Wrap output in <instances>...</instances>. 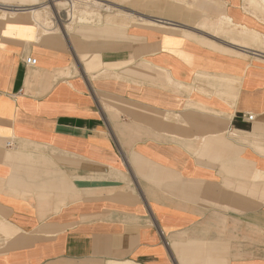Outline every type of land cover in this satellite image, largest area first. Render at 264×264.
Segmentation results:
<instances>
[{"label":"crops","instance_id":"obj_1","mask_svg":"<svg viewBox=\"0 0 264 264\" xmlns=\"http://www.w3.org/2000/svg\"><path fill=\"white\" fill-rule=\"evenodd\" d=\"M0 264H264V0H0Z\"/></svg>","mask_w":264,"mask_h":264},{"label":"built area","instance_id":"obj_2","mask_svg":"<svg viewBox=\"0 0 264 264\" xmlns=\"http://www.w3.org/2000/svg\"><path fill=\"white\" fill-rule=\"evenodd\" d=\"M26 65L27 66H31V67H35L37 65V60L34 58H27L26 59ZM254 117L253 116H249L248 120L249 121H253Z\"/></svg>","mask_w":264,"mask_h":264}]
</instances>
